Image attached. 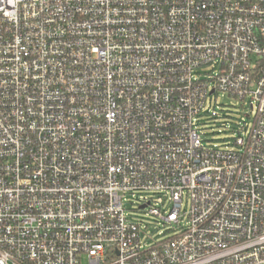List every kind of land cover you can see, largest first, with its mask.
Here are the masks:
<instances>
[{
  "label": "built area",
  "instance_id": "2783aa9c",
  "mask_svg": "<svg viewBox=\"0 0 264 264\" xmlns=\"http://www.w3.org/2000/svg\"><path fill=\"white\" fill-rule=\"evenodd\" d=\"M0 264H264V0H0Z\"/></svg>",
  "mask_w": 264,
  "mask_h": 264
},
{
  "label": "rangeland",
  "instance_id": "374dc122",
  "mask_svg": "<svg viewBox=\"0 0 264 264\" xmlns=\"http://www.w3.org/2000/svg\"><path fill=\"white\" fill-rule=\"evenodd\" d=\"M211 106L217 111L216 118H210L204 124V142L223 143L233 141V138L241 132V124L249 125L251 122L249 116V99L239 98L229 93L217 92L211 97ZM236 133V134H234ZM138 198L127 195L124 202L126 211L134 218L142 217L147 222H153V217L146 216L145 211L140 210L138 206Z\"/></svg>",
  "mask_w": 264,
  "mask_h": 264
}]
</instances>
